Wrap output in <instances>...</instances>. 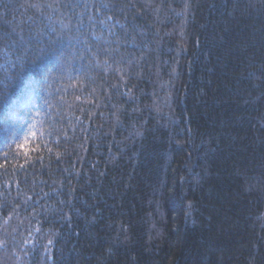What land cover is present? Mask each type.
<instances>
[{
  "label": "trees",
  "instance_id": "obj_1",
  "mask_svg": "<svg viewBox=\"0 0 264 264\" xmlns=\"http://www.w3.org/2000/svg\"><path fill=\"white\" fill-rule=\"evenodd\" d=\"M36 2L0 0V264H264V0H105L91 60Z\"/></svg>",
  "mask_w": 264,
  "mask_h": 264
},
{
  "label": "snow or ice",
  "instance_id": "obj_2",
  "mask_svg": "<svg viewBox=\"0 0 264 264\" xmlns=\"http://www.w3.org/2000/svg\"><path fill=\"white\" fill-rule=\"evenodd\" d=\"M28 7L37 11H41L44 8L60 10L62 13L59 16L61 28L67 30L69 33L75 32L77 34L75 38L78 39V42L82 46L79 49V52L82 53L79 57L80 59L88 57L91 60L98 58L101 54L108 55L115 50L112 48V44L117 43L118 45V41L110 42L102 40L105 30H107L109 35L116 36V33L113 31L115 25L108 27L107 24L113 17L105 14L104 10L109 9V4L105 0H53L52 3L37 0L36 3H31ZM102 15L103 18H100ZM65 18H67L66 22ZM29 19L31 18L29 17ZM86 23L87 27H85ZM116 23L118 24L119 21H116ZM7 35H10V33ZM104 63H107V61H104ZM34 127L35 125H33ZM31 135L34 139L43 138L42 136H38L36 131H31ZM6 156L7 153H5Z\"/></svg>",
  "mask_w": 264,
  "mask_h": 264
}]
</instances>
